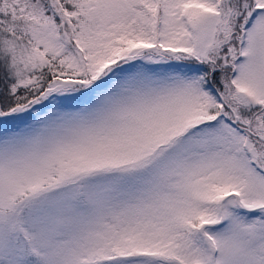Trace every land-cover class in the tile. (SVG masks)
I'll use <instances>...</instances> for the list:
<instances>
[{
  "label": "snow or ice",
  "instance_id": "6c2138e0",
  "mask_svg": "<svg viewBox=\"0 0 264 264\" xmlns=\"http://www.w3.org/2000/svg\"><path fill=\"white\" fill-rule=\"evenodd\" d=\"M0 264H264V0H0Z\"/></svg>",
  "mask_w": 264,
  "mask_h": 264
}]
</instances>
